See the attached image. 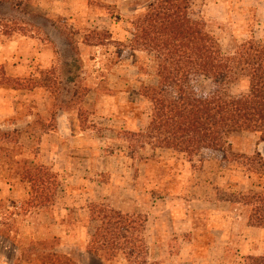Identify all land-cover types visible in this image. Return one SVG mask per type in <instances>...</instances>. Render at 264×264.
Returning <instances> with one entry per match:
<instances>
[{
    "label": "rangeland",
    "instance_id": "obj_1",
    "mask_svg": "<svg viewBox=\"0 0 264 264\" xmlns=\"http://www.w3.org/2000/svg\"><path fill=\"white\" fill-rule=\"evenodd\" d=\"M158 1L0 0V264L264 257L262 134L235 132L221 151L188 155L149 129L159 61L137 38ZM188 13L224 57L264 46V0H190ZM234 79L225 93L248 94L250 78ZM189 84L199 95L216 89L207 77ZM93 205L122 215L117 233ZM184 208L207 209L190 215L194 232Z\"/></svg>",
    "mask_w": 264,
    "mask_h": 264
},
{
    "label": "trees",
    "instance_id": "obj_2",
    "mask_svg": "<svg viewBox=\"0 0 264 264\" xmlns=\"http://www.w3.org/2000/svg\"><path fill=\"white\" fill-rule=\"evenodd\" d=\"M149 9L137 38L159 61L160 81L146 88V96L155 106L149 129L155 130L166 145L188 155L209 148L221 151L235 132H258L264 140V46L246 42L236 56L224 57L215 39L189 18L190 0H159ZM241 76L250 78L249 93L226 94L224 86L236 83L234 78ZM192 77H207L216 89L199 95L189 84ZM171 89L175 93H170ZM138 137L150 138L151 134ZM254 158L264 165L259 153ZM39 181L45 187V181ZM93 208L98 217L112 221L107 225H112L113 233L119 231L123 221L119 212L110 211L106 216L108 209ZM99 231L104 232L103 228ZM105 234L94 236L95 251L100 252L107 242ZM247 264H264V257H250Z\"/></svg>",
    "mask_w": 264,
    "mask_h": 264
},
{
    "label": "crops",
    "instance_id": "obj_3",
    "mask_svg": "<svg viewBox=\"0 0 264 264\" xmlns=\"http://www.w3.org/2000/svg\"><path fill=\"white\" fill-rule=\"evenodd\" d=\"M257 149H258V151L259 152H261L262 154H263V156H264V142H262V141H260L259 142V144H258V146H257ZM182 200H183V198H181ZM204 200L201 198V197H196V199L194 200V202L195 203H197V204H199V203H202V204H204V203H209V202H203ZM204 206H206L205 204H204ZM184 210L186 211L185 213H184V218H183V220L186 222V223H188L190 226H189V229H190V232H194V228H195V226H194V219L192 220L191 219V216L190 215H199L201 212H204L205 210H207V209H199V208H197V209H191V208H184ZM193 217V216H192ZM248 229L249 230H251V231H253V230H258V229H255V228H253V227H248ZM215 233H217V232H220V230L219 229H216V230H214V229H212ZM260 231H263V229H260ZM245 244H247V246L249 245V240L247 241H245ZM253 250V246L251 247V251ZM249 254H253V253H249Z\"/></svg>",
    "mask_w": 264,
    "mask_h": 264
}]
</instances>
